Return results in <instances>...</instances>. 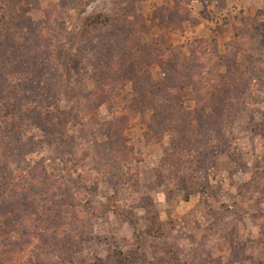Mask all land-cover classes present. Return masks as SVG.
<instances>
[{"label":"rangeland","instance_id":"374dc122","mask_svg":"<svg viewBox=\"0 0 264 264\" xmlns=\"http://www.w3.org/2000/svg\"><path fill=\"white\" fill-rule=\"evenodd\" d=\"M259 10L264 0H0V94L33 118L0 105V161L34 175L18 184L49 214L26 213V235L8 236L32 242L24 261L264 264V76L171 123L206 97L200 75L233 65L226 45L264 58L263 33L244 36ZM98 12L111 23L88 27ZM11 196L0 202L21 201Z\"/></svg>","mask_w":264,"mask_h":264},{"label":"trees","instance_id":"16d2710c","mask_svg":"<svg viewBox=\"0 0 264 264\" xmlns=\"http://www.w3.org/2000/svg\"><path fill=\"white\" fill-rule=\"evenodd\" d=\"M260 17V18H259ZM260 19V22H259ZM263 19V20H262ZM112 17L111 15L104 13V12H98L96 13L94 16H92L89 20H88V27L94 28L97 26H107L108 24L111 23ZM126 20V19H125ZM257 21L256 23L254 22L252 24V26L249 27V29L246 30L244 36L246 35L247 38H252L256 35H260V33H263V38H264V10H259L258 12V19L256 18ZM246 25V24H245ZM1 35V34H0ZM3 36V35H2ZM241 36V35H240ZM5 39H10L11 35L10 33H5L4 35ZM243 38V36H242ZM238 41L241 39V37L239 38L238 36ZM242 40V39H241ZM244 41V39L242 40ZM237 42V40H236ZM237 44V43H236ZM239 45L234 46L233 49L229 48V44L226 45V53L224 54H219V57H222V60H233V65H231L230 67L226 66V72L222 78H220L221 76L219 75V78L214 77V82H212L213 80L210 79H204V75H200L199 77L200 80H196V90L199 89V83L202 85H204L205 83H207L206 86V91H205V96L204 98H199L197 101V103L195 104V107H188L184 104H181L178 106V108H173L174 110V117L171 120V123L174 124L176 122L177 124L183 125L184 121L181 122L180 118H179V114L181 112H185L186 114L188 113V116L185 117L186 119L189 118L191 119V121H194L197 118V110L199 108H201L204 112V115L207 113V109L208 108H212L213 110H221L217 107V100L216 98L219 97V94H225L228 95L229 92H232V90H230L229 86L232 84V88H236L237 86H240L247 77L249 78H253L255 77V81L253 82V87H255L260 81V79H263V74H264V58L257 60V62H254V56L248 52V49L245 48V46L243 47V44L239 43ZM2 43L0 42V47H1ZM235 45V44H234ZM136 50V49H135ZM232 51V52H231ZM12 53L9 55L11 56ZM240 55H243V59L241 60L239 58ZM6 56V57H9ZM11 57H9V61H11ZM5 60L3 59V54L2 56H0V63L4 62ZM222 65L223 61L220 62ZM1 67L5 68L6 64L2 66L1 63ZM204 74H208V73H204ZM165 80V77H159V79H154L152 78L151 80H149V83L147 84V90L144 93L143 96V100L141 101L142 105L145 103L148 105V102L151 101L153 95V91H152V87L156 86V88H160V85L162 82L161 80ZM212 80V81H211ZM8 81V80H7ZM10 84V83H9ZM27 83H21L18 82L17 86L20 89H26ZM15 87V92H18L17 89L18 87ZM152 86V87H150ZM10 87V86H8ZM10 89V88H9ZM8 89V90H9ZM170 92H167V97L165 98V101H169L170 99H172L173 95H177L179 88L177 89L175 86L169 87ZM177 91V93H176ZM3 94H0V105L6 107V110H10V112L15 113L16 117L18 116V118L20 119H28L29 121H32L33 118L30 117L28 114H26L25 112H23L21 110V108L17 107V101L18 98L15 97L14 100L11 102V100H8L11 98V96L9 94H5V92H2ZM253 93V92H251ZM264 94V93H263ZM63 96V94H62ZM61 96V97H62ZM147 100H146V99ZM6 101H10L8 104H6ZM5 103V104H4ZM200 106V107H199ZM178 109V110H177ZM205 109V110H204ZM7 110V111H8ZM180 111V112H179ZM176 112H178L179 114H175ZM155 113V111L153 112ZM221 115V114H220ZM206 116V115H205ZM224 116H220L219 120L224 119ZM38 119L40 121H43V126L41 125H37V123L40 122H34L33 124H36V126H38V128L40 130H43V127H47L45 126L44 123H49V127L50 128H55L56 131L59 133L60 136H66V133L64 132V130H60L58 128V125H61L59 122L58 123H53L50 120H44V118H41L40 116H38ZM188 121V120H187ZM42 123V122H41ZM206 123V122H205ZM47 125V124H46ZM203 125V124H202ZM62 127V125L60 126ZM64 129V127H62ZM177 129V128H176ZM207 138H211V137H207ZM211 141V140H210ZM209 141V144L212 145V143ZM4 165L3 161H0V195L4 197L5 194H12V196H19V194H21V201L19 203H16L14 201H8L7 199L3 200V202H0V208L2 209V213H0V218L2 219V226L0 227V238L2 237L4 239V248L0 249V264H33L31 263V259L24 261V257L21 258L22 255L26 254L29 247L28 245L31 244L32 242L24 240L22 241L19 240L18 242L16 241L15 243L17 244L16 246L19 248H14L11 247L12 244L10 242L11 239H8L9 235H17V234H21V237L26 235L27 233V229L24 228L25 223L27 218L25 217L26 213H28L27 215H34L35 217H38L41 221L39 223H42L46 220L48 212L47 211H41L38 207H35L34 204H36L35 200L33 201L32 196H30V194L26 193V191H22V188H20V185L18 183L23 182L24 180H30V178L32 179L34 177V175H30L29 172H27L26 170H24L22 168L21 165L16 164V168H14V163L7 159L4 158ZM33 191V190H32ZM34 192V191H33ZM11 196V197H12ZM18 200V199H16ZM32 213V214H31ZM47 213V214H46ZM52 218V221L50 222H57V217L50 216V219ZM40 226L35 225V228H39ZM54 226H51L48 223L44 224L43 228H48L49 230L52 229ZM41 228V227H40ZM6 246V247H5ZM8 246H10L11 248H9ZM8 247V248H7ZM7 248V249H6ZM58 248V247H55ZM11 249V252L8 251L9 255H6V250ZM19 249V250H18ZM20 251V253H18L17 251ZM57 251V250H56ZM10 253L12 254V256H10ZM121 253V250L119 251V254ZM118 259V258H116ZM119 260V259H118ZM40 264V263H39ZM87 264H118L117 261H113V262H101L100 260H95L92 261L90 263Z\"/></svg>","mask_w":264,"mask_h":264}]
</instances>
